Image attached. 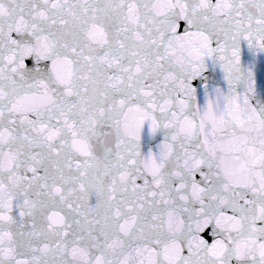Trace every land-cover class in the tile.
Returning <instances> with one entry per match:
<instances>
[{
    "label": "snow or ice",
    "instance_id": "obj_1",
    "mask_svg": "<svg viewBox=\"0 0 264 264\" xmlns=\"http://www.w3.org/2000/svg\"><path fill=\"white\" fill-rule=\"evenodd\" d=\"M0 264H264V0H0Z\"/></svg>",
    "mask_w": 264,
    "mask_h": 264
}]
</instances>
